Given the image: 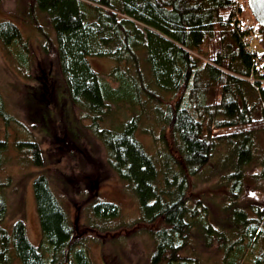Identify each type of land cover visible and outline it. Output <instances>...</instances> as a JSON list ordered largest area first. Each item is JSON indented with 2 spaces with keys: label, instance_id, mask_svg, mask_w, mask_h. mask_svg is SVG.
Here are the masks:
<instances>
[{
  "label": "trees",
  "instance_id": "16d2710c",
  "mask_svg": "<svg viewBox=\"0 0 264 264\" xmlns=\"http://www.w3.org/2000/svg\"><path fill=\"white\" fill-rule=\"evenodd\" d=\"M27 5L40 29L44 30L39 22L42 13L56 32L55 44L48 38L43 49L47 54L57 52L67 86L62 98L104 141L113 169L134 184L143 221L162 223L153 231L157 246L152 263L202 264L199 256L184 255L198 229L196 236L207 247L219 245L223 264H246L264 237V208L241 205L245 170L255 157V135L264 129V51L252 53L243 31L235 27V0H29ZM257 27L264 46V28ZM0 40L30 67L29 45L17 23L0 21ZM93 57L117 62L111 77L120 81L119 87L96 70ZM44 73L38 77L44 88L37 96L57 114L62 110L58 81ZM246 84L259 95L261 118L254 117V109L247 105ZM114 103L132 107L133 116L121 129L104 126ZM153 114L163 115L159 123L170 125L180 155L169 153L163 170L138 137L143 117ZM0 121L22 125L7 111L1 89ZM225 128L232 130L218 133ZM28 136L19 147L28 149L32 162L42 167L41 144ZM223 142L232 143L235 161L231 199L218 224L210 207L191 196V178L212 164ZM8 149L7 135H0V167ZM8 186L0 177V264H93L85 240L79 239L46 174L34 183L43 232L40 246L31 241L24 220L8 224ZM94 211L99 218L112 220L121 208L100 201ZM253 264H264V250Z\"/></svg>",
  "mask_w": 264,
  "mask_h": 264
},
{
  "label": "rangeland",
  "instance_id": "374dc122",
  "mask_svg": "<svg viewBox=\"0 0 264 264\" xmlns=\"http://www.w3.org/2000/svg\"><path fill=\"white\" fill-rule=\"evenodd\" d=\"M28 1L0 2V21L11 20L20 26L31 56L30 67H27L21 64L16 50L7 48L0 40V89L7 111L22 124L8 126L0 121V135H7L9 141L6 162L0 167V177L9 184L5 190L9 206L7 222L12 226L20 219L24 220L31 241L38 246L42 245L43 232L34 183L37 176L46 174L70 213L79 239L85 240L93 264H153L157 246L153 231L159 229L162 223L158 221L150 224L143 221L140 198L134 184L123 179L113 169L104 141L88 126L89 121L81 122L78 109L73 112L68 99L64 96L62 98L67 86L57 52L47 54L43 49L48 38L55 44L56 32L42 13H39V22L44 30L39 28L28 12ZM244 6L245 18L258 26L249 2H244ZM257 35H262L260 30H257ZM253 46L258 52L264 51L260 37ZM91 61L113 87L120 86V81L111 77L118 66L115 60L93 57ZM42 72L45 75L50 72L58 81L62 110L57 114L37 96L44 88L38 81ZM244 92L247 105L254 109L253 116L261 118L262 105L258 93L249 84L244 85ZM113 107V114L105 121L104 126L121 129L124 120L133 116L131 104L114 103ZM161 120H164L163 115H145L138 137L147 150L159 159L163 170V163L168 159L169 153L176 157L180 155L177 154L170 134V125L159 123ZM231 130L220 129L218 133ZM29 134L35 136L41 144L45 155V165L42 167L32 162L28 149L19 147L25 138L29 140ZM255 136V157L245 170L241 205L264 208V129H260ZM223 143L225 144L218 147L212 164L200 175L191 178V196L210 207L212 218L218 224L225 217V203L231 199V174L235 161L233 148L230 146L232 143ZM100 201L118 204L121 208L120 215L112 220L106 217L103 219V216L99 218L94 207ZM196 235L200 236L198 229L193 231L194 244L188 247L185 257L189 259L195 254L202 264H223L224 252L219 245L209 248ZM263 250L264 237L252 248L246 264H253L257 254ZM47 255L51 259L50 254Z\"/></svg>",
  "mask_w": 264,
  "mask_h": 264
},
{
  "label": "built area",
  "instance_id": "2783aa9c",
  "mask_svg": "<svg viewBox=\"0 0 264 264\" xmlns=\"http://www.w3.org/2000/svg\"><path fill=\"white\" fill-rule=\"evenodd\" d=\"M247 0H235V18L234 25L244 33V41L248 44L249 49L252 53H257L256 48L253 46L255 41L258 39L256 25L250 20L245 18V7L244 2ZM252 82H255L254 78H251Z\"/></svg>",
  "mask_w": 264,
  "mask_h": 264
},
{
  "label": "water",
  "instance_id": "95a60500",
  "mask_svg": "<svg viewBox=\"0 0 264 264\" xmlns=\"http://www.w3.org/2000/svg\"><path fill=\"white\" fill-rule=\"evenodd\" d=\"M249 5L257 21L264 28V0H249Z\"/></svg>",
  "mask_w": 264,
  "mask_h": 264
}]
</instances>
